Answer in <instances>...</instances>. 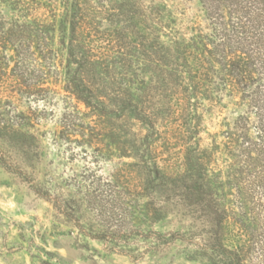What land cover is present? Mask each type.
I'll return each instance as SVG.
<instances>
[{"label":"rangeland","instance_id":"rangeland-1","mask_svg":"<svg viewBox=\"0 0 264 264\" xmlns=\"http://www.w3.org/2000/svg\"><path fill=\"white\" fill-rule=\"evenodd\" d=\"M26 1L28 14L55 26L48 45L35 31L0 42L8 58L0 70L16 84L10 92L0 85V264H213L205 253L211 251L207 215L218 220L225 247L241 248L243 264H264V77L243 93L213 79L211 100H198V144L134 126L120 134L122 155L106 118L91 115L63 88L68 30L61 0L54 14L46 1ZM86 1L101 9L99 30L112 31L121 18L104 11L118 13L133 0ZM134 1L166 5L182 36L209 47L223 29L232 42L238 10L248 16L255 6L252 0ZM11 2L0 0L5 31L32 19ZM32 84L41 88L28 89ZM143 153L154 156L146 166L138 160ZM196 154L209 156L202 165L211 186L206 195L188 188Z\"/></svg>","mask_w":264,"mask_h":264},{"label":"trees","instance_id":"trees-1","mask_svg":"<svg viewBox=\"0 0 264 264\" xmlns=\"http://www.w3.org/2000/svg\"><path fill=\"white\" fill-rule=\"evenodd\" d=\"M10 1L27 14L30 11L26 0ZM43 1L54 14L56 0ZM212 1L221 5L218 0ZM60 3L62 22L68 30L63 88L83 103L91 115L106 118L110 137L122 155L126 150L120 134L134 126L155 133L162 131L166 134L164 139L175 134L178 136L175 138L198 144L193 139L199 127L198 100L203 96L211 100L209 85L213 79L216 77L230 85L232 91L243 93L255 79L264 77V0H252L250 3L255 6L248 16L238 10L240 18L234 23L232 42L223 29L218 32L220 42H212L211 47L182 36L173 27L164 4L143 6L133 0L116 8L118 13L114 14V8L108 9L104 13L121 20L114 22L112 31H101L95 21L100 8L90 6L86 0H61ZM28 16L32 17L30 21L14 23L6 31L0 26V42L8 45L13 38L32 37L35 31V36L43 34V43L48 45L47 35L54 23L39 14ZM161 35H165V41ZM19 53L16 51L15 55L19 57ZM131 57L138 58L139 63L131 65ZM3 59L8 58L0 55V63H4ZM5 76V71L0 70V85L10 92L16 84L7 83ZM38 88L41 87L35 84L28 87ZM149 156L150 153L139 154L138 160L146 166L151 158L154 160V156ZM208 157L197 155L190 162L188 188L193 194L206 195L205 190L211 187L202 172ZM206 217L211 225L210 237L206 240L211 251L205 252L209 253L210 261L243 264L241 248L225 247L220 240L218 220L211 215Z\"/></svg>","mask_w":264,"mask_h":264}]
</instances>
